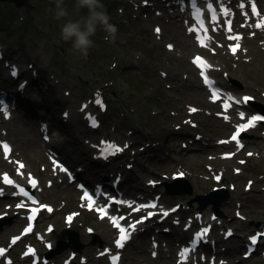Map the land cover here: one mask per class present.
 <instances>
[{
	"label": "rangeland",
	"instance_id": "1",
	"mask_svg": "<svg viewBox=\"0 0 264 264\" xmlns=\"http://www.w3.org/2000/svg\"><path fill=\"white\" fill-rule=\"evenodd\" d=\"M29 1L30 0H27V3ZM66 1L67 2L63 3V6L69 10V13H70L69 18L77 19L78 17L73 13L74 0H66ZM56 2H57V0H46V14L47 15L42 10L41 16L39 18L33 17L34 13L32 14L31 10H28V13H26V15L31 16V22L33 24H36V26H37V28L34 29L36 36L34 37L33 40L29 39L28 36L25 34L26 28H24L23 33L21 34V39H20V41H17V42L14 41L15 40V34H16V32L14 30V26L11 23H8L7 21L5 23L1 22V21H3L4 16H7V14H8V11L4 10V8L5 7L9 8V6H5V5H12V4L6 3V2H0V42L4 46L5 52L7 53V55H10L12 58H14V57L16 59L21 58V60H19V61L24 62V63L25 62H31V61L35 60L37 62V64L40 66L41 71L44 72V75L42 77V80H44L43 82L47 81L46 78L48 76V71L46 69H44L45 64L47 63L50 67H53V66L58 67V62H53V59L59 58L61 56L63 58L66 57L67 60H66L65 64L68 65L70 63V67H71V74L67 78L70 82H67V83L66 82H59V83L63 89L71 90V86H73L75 88V86L78 85L74 81H77L79 79L82 81L87 76V74L90 73L91 70H89L87 65L84 64V62L82 61L83 59L78 58L77 52H74L72 50L71 42H65L61 39V37H60V26H61V24H63L65 22V20L64 19L57 20L55 18ZM126 5H128L127 1H126ZM120 6H121V0H113V3L111 6H106V8L109 10L107 12L111 17L110 22L122 21V20H125V18L127 17L125 10L123 13H119L118 9H120ZM23 9H25V8L21 7L20 9H16L13 6L14 12H15V10L17 12V15H18L17 19H19V21H18L19 23H21L20 19H22V11L24 14ZM81 14H85V12L82 11ZM13 20L15 23V18ZM123 31L125 33V32H127V29H124ZM1 32H2V35H1ZM100 35H101V33L99 31H97V33L94 36L97 38ZM94 36L91 37V39L93 40L94 43H93V47L89 49V53L91 54V56L89 57V60H90V63L92 64L93 67H101L102 65L107 64V63L105 60L101 61V62L97 61L96 56H98L100 54L96 53V52H98V50H95V48L97 47L95 42H97L98 40H96ZM15 46H17L16 50L14 49ZM20 47H25V48H29V49L27 51H25L23 54H19V48ZM51 47H52V49H51ZM98 48H99V46H98ZM36 50L39 53L36 54L35 53ZM101 51H103V49H101ZM30 56H34L35 58L32 59V58H30ZM67 56H68V58H67ZM158 63L161 64V61L159 58H158ZM250 68L252 69V67H250ZM255 73L257 74L255 77H253L250 74H247V77L244 78V81L246 83L253 81L259 85L264 86V78H256V77H258V75H261L264 77V74L263 73H257V72H255ZM123 77H127V74H124ZM117 78H120V81H118L117 84H115V82H114L113 85H111L112 87L110 88V94L112 93V94L118 96L117 103H119L121 100H123V101L129 102L131 104H134V103H136V101L138 99H137L136 93H134L133 90H137V91L139 90V92L142 93L144 88H147L150 86L153 87V90L155 91L156 96H154L150 99L147 98L144 102L139 101L140 106L143 109V113H144V115L140 116L142 119H145V116H148V115H146L148 113V109H149L150 105L154 103V101L156 99H160V100L164 99L165 90H163L162 88L156 89V87H155L156 85H154L153 83H150L151 81H148V83H146V82L142 83L144 80H142V79L138 80L137 79L136 80L137 85L131 86L133 88H131V87L121 88V86L123 85V83L126 82V80L124 78H121L120 75ZM117 78L105 77L104 79H102L101 84L102 85L110 84L111 81H116ZM91 81H93V80H91ZM86 83H87V81H86ZM86 86L88 89L89 85L87 84ZM74 88H73V92H71L73 97L67 98L66 96H64L62 94V99L66 102L65 103L66 106H64L65 109H67V108L69 109V108L74 107V112H76V107L79 103V99L74 93ZM190 91L191 92H188V96L190 98L184 97L183 98L184 100L192 101L191 99L193 96V91L192 90H190ZM148 100L150 102H148ZM176 105H179V104L176 103V101H174V106H176ZM60 106H61V104H59L58 108H60ZM52 116H55V115H49L50 118ZM72 117H76V116L72 115ZM25 118L28 120H31L32 115H30V113L28 112L25 114ZM50 121L52 122L51 128H52V130H54L55 129L54 121H53V119ZM74 122H75V118H74ZM156 122H159L158 127L163 126L165 124V123L163 124V121H161V120L159 121L156 119L151 120L150 124H154ZM131 123L132 122L129 121L127 123V125H129V127H131V125H130ZM218 124H220V121L212 118V120H210L208 122V124L206 125V128H209L212 131L215 129H219L220 130L219 134H223L222 133L223 130L221 129V125H218ZM77 129H78V127L76 126V124L75 125H69V126H62L59 129L61 132V133H59V139L62 142V144H65L66 142H73L74 138H73L72 133L74 131H76ZM97 132H98V134L105 133L103 131H97ZM12 138H15L16 142H17L15 144L16 153L20 154V156L24 157L28 161V163L30 161V166L32 169H34V170L38 169V167H40L39 166L40 162L43 161V158L39 159V162H35V161L31 160L29 158V155L26 153L27 150H25L23 146L19 147V145H22V141H25V139L22 136L19 137V135L15 134V133L12 134ZM63 140H65L66 142H64ZM36 141H39V140H37V139L35 140V144L33 145V148L38 147ZM75 142L77 143L76 145H80V146H82V148H85V146L82 144L81 141H78L77 139H75ZM74 147H75V145H74ZM70 157H74V158L78 159L77 156H70ZM202 160H203V158L201 159L200 162L199 161L194 162L193 167L200 170V168L202 166V163H201ZM168 161H169V159H166L165 156L160 154V157H158L157 159L151 160V164L154 165L156 163H162V164L165 163L164 164L165 165L164 170L167 168V166L173 168L174 162L173 161L168 162ZM142 167L143 166H141V168ZM143 168H144V170H141L142 172H146L149 170V167H143ZM263 168H264V166H263ZM154 169H155V167H154ZM256 172L257 171H254V169L251 166H248L245 169V173L254 174ZM193 178L194 177H192V175L190 173V175L188 176L186 181L180 182L179 190L184 191L186 189L185 187L188 185V186H190V189H192L191 193H189V194L188 193L184 194L183 192H177L178 194L170 195V194L166 193L165 188H159L158 187L157 189L160 192H162V191L165 192V193H163L162 198L167 203H173L175 201H183V202L190 201L192 199H196V197L198 195L197 191H194L195 186H194ZM241 182H242V179L239 181V184ZM198 186L200 188L198 191H201V189H203L204 187L206 188L208 186V184H206V186H205L204 182H202V183L198 184ZM155 191H157V190H155ZM187 191H189V190L186 189L185 192H187ZM199 194H202V193H199ZM236 194H237V196L242 195V193L240 194L239 190L236 192ZM204 195H206V194H204ZM250 199L253 200V202L255 203L258 198H257V196L252 194V195H249L246 197L247 201ZM193 201L194 200H192L191 202H193ZM198 206H199V204H197L195 202L190 203V204L187 203L184 205V209H182L181 213L190 215L195 210V208ZM211 207H212V205L208 204L206 206V210L210 211ZM251 207L252 206H250V205L247 206L248 212L250 211L249 208H251ZM220 209H221L222 213L225 212L228 216L232 215V212L229 209L224 208L223 206H221ZM204 210H205V208H204ZM82 220H84L85 222H88V220L86 218H83ZM227 225H229V224H227ZM5 226L6 225H3V227H5ZM236 226L239 229V234L241 237H236L235 239H239L242 243L245 240L244 233L247 230H250L253 228V223L237 222ZM224 227H225V224L222 228H224ZM97 230H99V229L97 228ZM57 232L61 233V228H59ZM179 233L182 234L183 236L185 235V233H181L177 227H174L173 232L171 234L176 236ZM5 235L6 234H0V243L2 242V240L5 239ZM172 235H170V236H172ZM213 235H214L215 239H220L221 246H223V249H224V247L226 248V252L227 253L229 252L230 256L236 258L235 252L232 250V248H238L239 249L238 257H240V251L242 250V247L239 244L235 245V244H233L232 241H227V242L222 241L221 236H218V235H220L218 228L214 231ZM80 236L82 237V241L84 243L82 245L81 251L88 254L91 251V248L88 247V244L86 242L87 235H84L83 230H82V234H80ZM175 244L171 245V247H170L171 256H169L168 259H164L163 257L167 256L170 253H166L167 254L166 255L164 253L165 250L162 249V250H159L160 253L156 259L149 258L148 253L146 251H144V252L140 253V255H139L140 258L138 261L134 257L130 256L127 252L125 257H124L125 258L124 262H127L128 264H136L138 262V264H141V260H143V262L146 261L147 264H172L173 257H174V246H175ZM66 248H67L66 246H62L60 249V253L56 255V258L60 259L61 257L65 256L67 251H68ZM94 249H95V247H94ZM258 258H259V256H256V257H253L251 260L244 261L242 263H236V259L231 258V262H232L231 264H258L259 263ZM72 264H75V261H73Z\"/></svg>",
	"mask_w": 264,
	"mask_h": 264
},
{
	"label": "clouds",
	"instance_id": "2",
	"mask_svg": "<svg viewBox=\"0 0 264 264\" xmlns=\"http://www.w3.org/2000/svg\"><path fill=\"white\" fill-rule=\"evenodd\" d=\"M84 10L85 14H81ZM73 13L78 17L71 19L69 10L63 6V0H57L55 18L64 19L60 26V37L65 42H71L74 52L87 57L93 47V37L98 30L106 33L105 41L114 42L117 38V27L111 23V17L102 0H74Z\"/></svg>",
	"mask_w": 264,
	"mask_h": 264
},
{
	"label": "bare ground",
	"instance_id": "3",
	"mask_svg": "<svg viewBox=\"0 0 264 264\" xmlns=\"http://www.w3.org/2000/svg\"><path fill=\"white\" fill-rule=\"evenodd\" d=\"M0 2H6V3H10V4H12V5H5V6H9V8L8 7H5L4 8V10H7V11H9L14 5L13 4H15V2H12V1H9V0H0ZM26 2H27V0H26ZM65 2H67L66 0H63V3H65ZM29 5H28V7L27 8H25L24 9V14L26 15V13H28V10H31V12H32V14L34 13V16L33 17H37V18H39L40 16H41V11L43 10L44 11V13L46 14V0H30L29 2ZM150 5H152V2H151V4ZM51 6V5H50ZM11 7V8H10ZM152 8V7H151ZM47 15V14H46ZM160 15V17L162 18V15L161 14H159ZM26 17V19H29V18H31V16H25ZM12 18L11 17H9V16H4V19H3V21H1L2 23H5L6 21H10ZM117 22H123V21H117ZM1 23V24H2ZM185 35V34H184ZM114 43H115V46L119 43L118 41H114ZM191 47H192V45L191 44H188V45H181L180 46V50L181 51H187V50H189V49H191ZM16 48H17V46H15L14 47V49L16 50ZM51 49H52V47H51ZM35 53L37 54V53H39L37 50L35 51ZM5 49L4 48H2V46L0 45V62L1 63H3L7 68H11V69H13V71L15 72V75H16V77H17V85L19 86V87H22V86H24L25 85V87H26V90H24L25 91V93H30L32 96H31V98H34V96H33V93H32V91H31V88L29 87V82L31 83V84H33V83H36V82H32V81H34V80H30L28 77H26V76H22V73H20V65H22L21 63V61H19V60H21V58L20 59H18V64H17V59L14 57L13 59V61L14 62H16V64L17 65H15V63L12 61V62H9L8 60H6L5 59ZM253 57L255 58V60H256V62H255V67H254V69L253 70H255L256 72L258 71V72H262V70L264 69V53H262V52H260V51H255L254 52V54H253ZM30 58H32V59H34L35 57L34 56H30ZM46 66H48L49 67V65L46 63ZM22 67H24V65H22ZM25 68H28V67H25ZM37 68H39V66H37ZM248 71L249 72H251V70L250 69H248ZM3 74V71L0 69V76ZM4 77H6V75H4ZM47 79V78H46ZM40 81H44V80H40ZM10 84L13 86L12 88H13V90H15V88H14V83H12V82H10ZM9 96V95H8ZM4 111V110H3ZM19 113H22V114H24V112L23 111H19V110H17ZM17 113V112H16ZM14 114V113H13ZM26 123V122H25ZM25 125V124H24ZM24 133L25 134H27L29 137H28V139H26L25 141H22V145H19V147L20 146H23L24 147V149L26 150V149H29L26 153L29 155V158L31 159V160H34V158H36V157H38V158H42V156H41V154L39 153V151H37L36 149H34L33 148V145L35 144V139H36V137H35V135L33 134V128H30V126H29V124H28V127H26L25 129H24ZM35 138V139H34ZM37 142V141H36ZM17 143V142H16ZM28 165L30 166V161H29V163H28ZM96 182H98V183H100L101 185H102V187L105 185V181L103 180V178H101V177H96ZM261 217H262V215H261ZM219 218V217H218ZM109 234H108V232H107V234L106 235H104L103 236V238H105L106 236H108ZM61 238H63L62 236H61ZM163 246H165L166 248H167V251H169L170 250V247H171V243L170 242H168V241H164L163 242V244H162ZM164 258V257H163ZM165 259V258H164Z\"/></svg>",
	"mask_w": 264,
	"mask_h": 264
},
{
	"label": "snow or ice",
	"instance_id": "4",
	"mask_svg": "<svg viewBox=\"0 0 264 264\" xmlns=\"http://www.w3.org/2000/svg\"><path fill=\"white\" fill-rule=\"evenodd\" d=\"M253 12L255 13V7L254 6H253ZM257 26L258 27H261V26H264V25H257ZM157 31H159V29H157ZM233 52H235V49H233ZM195 62H199V63L202 64V62L199 61V58H197V61H195ZM13 75H15V72L14 71H13ZM206 83H207V81H206ZM247 99L248 98H245V100H247ZM192 111H195V109H193ZM260 119H261V117H252L248 121L247 124L242 125V126H240L237 129V133H236V135L233 136V139L235 140L241 131L246 130L248 127L254 126V122L255 121H258ZM4 147H5V152L7 153V151H8L7 146H4ZM21 167H23V165H21ZM5 182L6 183H11V181H8L6 177H5ZM151 206L154 207V205H151ZM164 214L167 215V213H164ZM29 219H31V217ZM112 223L114 225H116V221L115 220H113ZM132 227H134V225H132ZM119 231H120V236L116 240V245H117V247H122L123 246V242L128 239V234L125 232V230L123 228H120ZM250 240H251V244L252 245H255L257 243V237H255V236L254 237H251ZM0 254H2V250H0Z\"/></svg>",
	"mask_w": 264,
	"mask_h": 264
},
{
	"label": "water",
	"instance_id": "5",
	"mask_svg": "<svg viewBox=\"0 0 264 264\" xmlns=\"http://www.w3.org/2000/svg\"><path fill=\"white\" fill-rule=\"evenodd\" d=\"M9 1L15 2V4L17 6H20V5L24 4V3H26V0H9Z\"/></svg>",
	"mask_w": 264,
	"mask_h": 264
}]
</instances>
